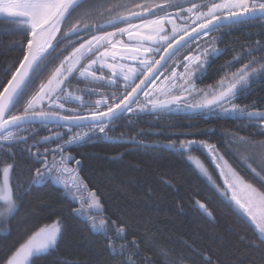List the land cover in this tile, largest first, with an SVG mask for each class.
<instances>
[{"label":"snow or ice","instance_id":"6c2138e0","mask_svg":"<svg viewBox=\"0 0 264 264\" xmlns=\"http://www.w3.org/2000/svg\"><path fill=\"white\" fill-rule=\"evenodd\" d=\"M183 3L191 4V7L185 9L182 3L175 0H164L159 4L145 0H0V17H3L0 30H11L23 35L22 41L13 42L12 45L15 47L18 44L20 47L18 66L14 64L8 69L11 76L6 84L0 85V152L13 158L12 163L5 162L0 168L3 174L0 201H3L8 211L18 210L19 202L32 187L43 186L49 182L61 185L64 195H70L72 201L80 205L72 210L73 213L85 220L90 231L103 233L108 240L109 249L115 252L116 241H123L119 244L120 254L123 255L126 251L130 253L123 264H152L150 259L139 257L140 244L146 241L127 239V221L110 220L104 216V206L95 191H92L88 198L79 195L87 190V184L80 176L82 162L66 154V149L85 139H91L97 133L110 131L112 121L125 114L160 111L179 107L181 104L187 109L219 110L232 118L247 120L246 127L254 128L257 135L264 136V107L257 106L255 101L251 105L243 106L235 102L240 95L252 88L257 79L264 80V63H261L264 56L248 60L235 72H225L215 85L208 86V90L197 88L195 83L197 79L203 78L213 60L223 54V50L216 46L217 40L221 38L212 37L210 33L225 24L231 27L254 20L264 22V0H209L207 3L183 0ZM169 9L176 11L169 12ZM161 13L163 15H160ZM176 20H181L186 26L177 29ZM133 21L141 23L134 24ZM119 24L126 27L119 28ZM168 24L172 25L170 34L166 33ZM106 28L115 30L104 31ZM124 35L128 37L127 43L115 40L116 37ZM86 36H90V39H84ZM202 37L207 39L203 40ZM82 39L84 42L80 43ZM62 43L63 47L58 49ZM77 43L79 46L73 47ZM118 43L122 44V50H117ZM173 44L176 45L175 48ZM69 47L72 51L63 56V59H59ZM186 47L189 54L182 60L175 59L180 50ZM102 48L103 52L100 51ZM253 52H264V40H257L255 47L234 56L224 67L231 68L245 56H252ZM156 55H160V59H144L146 56ZM106 58H111L114 63H101ZM117 58L134 66L126 67L121 64L117 70ZM58 59L59 64L51 68ZM84 61L88 63L85 64ZM173 64L176 67L182 66L184 71L177 72ZM105 67L111 70L112 75H97V72H102ZM46 72L50 74L42 79ZM162 78L166 82L165 86L157 87V81ZM121 79L124 81L123 93L119 92ZM137 79H140L138 84ZM73 81H87L94 86L73 91L70 90ZM100 85L115 87L117 92H99L97 88ZM128 88H131V91H128ZM175 91H180L181 95L173 94ZM30 92L32 94L29 96ZM75 92L82 94L77 95ZM85 95H98L101 99L93 102L85 100ZM161 95L165 99H159ZM194 97L202 98L187 103ZM21 101H25L23 110L14 114ZM68 104H76L77 107H66ZM25 125H42L50 134L37 140L35 137L40 129L34 127L29 135L22 136L21 132L28 131ZM48 125L53 127L48 128ZM83 128L87 131H73ZM29 140H33L31 145L28 144ZM128 142H136L135 136L129 137ZM49 143L54 147H44L43 151L40 150V146ZM229 143L260 149L261 160L264 161V141H253L250 137L233 133ZM19 144L26 146L24 151L28 152L33 158V163L39 166L35 167L34 171L29 169V176L25 181L28 187L17 185L13 194L9 179L10 173L16 168V154L12 148ZM197 144L206 148L213 160L223 161V156H218L215 146L205 141L181 140L179 150L182 153L190 152ZM169 146L175 147L176 142L170 141ZM33 148L35 151H32ZM249 159L256 163L252 157L245 158L247 167L264 183V176H261V172H258L252 163H248ZM195 163L207 174L199 159H196ZM224 163L227 164V161ZM217 167L223 175V168L219 164ZM261 171H264V168H261ZM233 175V180L230 182L225 179V184L232 190V199L239 208L256 222L261 234V243H264V216L258 219L253 211L257 205L264 206V192L244 183L235 173ZM68 177H73L75 183H69ZM238 191L244 193L243 197L237 195ZM196 203L208 217H212V212L206 204L200 201ZM63 235L64 227L60 219L41 227L25 243L20 244L6 260V264H33L35 259L55 251ZM249 247L257 245L253 243L249 244ZM88 251H91V248ZM160 255L164 257L161 264H175L170 261L169 252L163 247L160 249ZM134 256L139 258L133 259ZM205 260L206 264H212L210 257H205ZM87 264H93L91 259Z\"/></svg>","mask_w":264,"mask_h":264},{"label":"trees","instance_id":"16d2710c","mask_svg":"<svg viewBox=\"0 0 264 264\" xmlns=\"http://www.w3.org/2000/svg\"><path fill=\"white\" fill-rule=\"evenodd\" d=\"M254 22L249 21L242 28L233 25L221 34L216 46L223 50V54L213 60L202 79L195 81L197 88L215 85L225 72H235L248 60L264 56V52H253L252 56H245L231 68L224 67L234 56L255 47L257 40H264V22ZM22 40L23 35L19 32L0 30V85L6 84L10 78L8 69L14 64L18 66L20 47L12 45ZM67 53L65 51L59 59ZM187 53L186 49L175 59L182 60ZM59 59L50 67L58 65ZM49 74L46 72L42 79ZM99 87L105 89L103 93L109 94L106 85ZM76 89H79V83L73 81L70 90ZM25 101H21L14 114L23 110ZM254 101L257 106L264 107V80L257 79L252 88L235 102L243 106ZM67 106L77 107L76 104ZM247 124V120L207 109H165L125 114L112 121L110 131L73 144L66 149V154L82 162L80 176L84 178L87 190L79 195L88 198L95 191L104 206V216L128 222L129 241L133 238L146 241L140 244L139 257L150 259L152 264H161L164 257L160 255V249L163 247L175 264H206L205 257H210L212 264H264L261 234L230 198L221 169L217 167L220 160H213L208 150L199 144L194 145L190 152L179 150L181 140L205 141L214 145L218 156H223V161H227L244 181L264 192V183L245 163V158L255 159L256 163H252V159L248 163H252L264 176L261 150L229 143L233 133L250 137L253 141H264V136L257 135V130L246 127ZM24 127L28 131L21 132L22 136L29 135L34 127L40 129L35 137L37 140L50 134L42 125ZM52 127L48 125V128ZM132 136L136 138L134 143L128 142ZM170 141L176 142V146L170 147ZM32 143L33 140L28 141L29 145ZM25 147L19 144L12 148L16 154V168L9 179L13 194L17 185L28 187L25 181L29 169L34 171L39 166L24 151ZM44 147L52 148L54 145H42L40 150L43 151ZM196 159L203 164L207 174L196 166ZM5 162L12 163L13 158L0 152V168ZM67 179L69 183H75L73 177ZM197 201L207 205L212 217L198 207ZM79 206L70 195H64L61 185L51 182L32 187L19 202L18 210L8 211L0 202V264H5L33 232L58 219L64 227L59 246L49 255L35 259L33 264H87L89 259L93 264H123L130 254L128 251L120 254L119 244L123 241H116L115 252L109 249L104 234L90 231L85 220L73 213L72 210ZM253 243L257 247H249ZM139 257L134 256L133 259Z\"/></svg>","mask_w":264,"mask_h":264},{"label":"flooded vegetation","instance_id":"af4514ba","mask_svg":"<svg viewBox=\"0 0 264 264\" xmlns=\"http://www.w3.org/2000/svg\"><path fill=\"white\" fill-rule=\"evenodd\" d=\"M137 2H141V0H137ZM145 2H149V3H157V4H159V3H163L164 2V0H145ZM175 2H180V3H182V6H183V8H185V9H187L188 7H191V4H188V3H183V0H175ZM193 2L194 3H207V2H209V0H193ZM169 12H174V11H176V9H169L168 10ZM160 15H163V13H161ZM185 15L187 16L188 15V13H185ZM255 21V22H254ZM254 21H252V22H254V23H256V22H258L259 20H254ZM190 22V21H189ZM133 23L134 24H138V23H141L140 21H133ZM186 25L181 21V20H176V27H177V29H180V28H183V27H185ZM233 26V25H232ZM239 27V28H242L243 27V24H241V25H236V27ZM117 27H119V28H122V27H126V25H124V24H119V25H117ZM228 28H230V26L229 25H227V24H225V25H222L220 28H218V29H214L211 33H210V36H212V37H220L221 36V34H223ZM171 29H172V25L171 24H168V25H166V33L167 34H170L171 33ZM115 29H113V28H106V29H104V31H114ZM189 31H191V30H189ZM93 35H100V34H102V33H92ZM181 35H183V33L181 32L180 33ZM73 39H75V38H73ZM84 39H90V36H86V37H84ZM201 39H203V40H206L207 39V37H202ZM115 40L117 41V42H120V41H122V42H124V43H127V41H128V37H127V35H124V36H118V37H116L115 38ZM80 43H83L84 41H83V39L82 40H80L79 41ZM194 43V42H193ZM76 45H78V43L77 44H74L73 45V47H75ZM167 45H165V47H166ZM59 47L61 48V47H63V43L61 44V45H59ZM109 48H110V46H109ZM187 49V47L186 48H182L181 50H180V53L182 52V51H185ZM72 50V48L71 47H69L68 49H67V52L69 53L70 51ZM117 50H122V44H120V43H118V49ZM101 52H103L104 51V49H101L100 50ZM67 53V54H68ZM66 54V55H67ZM162 54V53H161ZM160 57V55H156L155 57H151V56H146V57H144V59L145 58H147V59H157V58H159ZM106 60L107 61H109V62H113V60L111 59V58H106ZM84 62H86V61H84ZM115 62H118V63H122V64H128V63H130V62H128V61H123V60H120L119 58H117L116 59V61ZM173 67H175V64L173 65ZM98 73H102L105 77H109L110 76V72H109V70L108 69H106V68H104V70L102 71V72H100V71H98ZM137 80H139V79H137ZM137 80H136V83H137ZM120 84V83H119ZM135 84H133L132 85V87L134 86ZM94 85L91 83V82H87V81H84L83 83H81V82H79V89H85V88H90V87H93ZM107 87H108V93H114V92H117V89L115 88V87H112V86H108V85H106ZM130 89L131 88H129V89H127L128 91H130ZM104 88H100V87H98L97 88V91H99V92H104ZM125 91V89H124V85L123 84H120V87H119V92L120 93H123ZM75 94H77V95H81L82 93L81 92H75ZM84 99L85 100H91V101H96V100H98V99H101V97L100 96H98V95H94V96H91V97H88V96H86L85 95V97H84ZM73 108H76V107H73Z\"/></svg>","mask_w":264,"mask_h":264},{"label":"rangeland","instance_id":"374dc122","mask_svg":"<svg viewBox=\"0 0 264 264\" xmlns=\"http://www.w3.org/2000/svg\"><path fill=\"white\" fill-rule=\"evenodd\" d=\"M1 21V20H0ZM6 26V25H5ZM79 46V44L78 45H76L75 47H78ZM103 49V48H102ZM72 51V50H71ZM70 51V52H71ZM189 54V52L185 55V56H187ZM68 55V54H67ZM145 59H147V58H145ZM150 60V59H149ZM85 64H87L88 63V61H86V62H84ZM101 63H104L105 65H107V64H112V63H114V62H109V61H107L106 59L104 60V61H101ZM122 63H118V62H115V66H116V68H117V70L119 69V66L121 65ZM126 67H128V66H134V65H132L131 63H128V64H124ZM176 67V66H175ZM106 69H107V67H105ZM109 70V69H108ZM176 71L177 72H183L184 71V69H183V67L181 66V67H176ZM109 72L111 73L110 74V76L112 75V72H111V70H109ZM97 75H103L102 73H98L97 72ZM104 76V75H103ZM119 83L120 84H123L124 85V81L121 79L120 81H119ZM165 84H166V82H164L163 81V78L161 79V81H157V87H163V86H165ZM169 87H171L170 85H168ZM204 89H206V90H208V88H204ZM173 94H175V95H181V92L180 91H175ZM186 95V94H185ZM162 98H165L164 96H159V99H162ZM202 97H194L192 100H188L187 101V103H192V102H194V100L195 99H201ZM141 102H143V94L141 93ZM66 107H68L67 105H66ZM70 108H73V107H70ZM167 110H169V111H180V110H189V109H187V108H185L184 106H183V104H181V106H179V107H172L171 109H167ZM74 131H87V129L86 128H83V129H75ZM220 166H221V168H223V179L225 180V179H227V180H229L230 182L233 180V178H234V173H235V175L236 176H238V177H240L234 170H233V168L230 166V164L227 162V164H225L224 163V161H221L220 160ZM241 178V177H240ZM241 180L244 182V183H246V184H250V183H248V182H246V181H244V179L243 178H241ZM225 182V181H224ZM254 187V186H253ZM227 188H228V186H227ZM255 188V187H254ZM229 190V192H230V198L232 199V190H230V189H228ZM237 195L238 196H240V197H243V195H244V193L243 192H240V191H238L237 192ZM232 201L235 203V201L232 199ZM236 204V203H235ZM236 206L237 207H239L237 204H236ZM242 211H243V209H241ZM253 211L257 214V217H258V219L261 217V216H264V206H260V205H257L256 207H254L253 208ZM244 212V211H243ZM245 213V212H244ZM246 214V213H245ZM248 216V215H247ZM250 218V217H249ZM251 219V218H250ZM251 221H252V219H251ZM254 224H255V226H256V222H254V221H252ZM53 223V222H52ZM52 223H50V224H46V225H51ZM45 226V225H44ZM44 226H42V227H44ZM40 229V228H39ZM38 229V230H39ZM38 230H36L35 232H33V233H36V232H38ZM258 230V229H257ZM33 233L29 236V237H31L32 235H33ZM28 237V238H29ZM28 238H27V240H28ZM37 240H39V237H37L36 238ZM26 240V241H27ZM25 241V242H26ZM25 242H23V243H25ZM22 243V244H23ZM19 248V247H18ZM17 248V249H18ZM16 249V250H17ZM15 250V251H16ZM13 255V254H12ZM11 255V256H12ZM10 256V257H11ZM9 257V258H10ZM6 264V263H5Z\"/></svg>","mask_w":264,"mask_h":264},{"label":"water","instance_id":"95a60500","mask_svg":"<svg viewBox=\"0 0 264 264\" xmlns=\"http://www.w3.org/2000/svg\"><path fill=\"white\" fill-rule=\"evenodd\" d=\"M0 19H3V17H0ZM190 34H191V31H190ZM185 39H187V37H185ZM173 47L175 48L176 47V45L175 44H173ZM163 55H167V53H162ZM157 59H160V57L159 58H157ZM138 83H140V79L139 80H137V84ZM135 86V85H134ZM133 86V87H134ZM2 91V90H1ZM130 91H131V89H130ZM162 99H165V98H162ZM1 181H2V188H3V174H1ZM10 185V184H9ZM0 202H3V201H0Z\"/></svg>","mask_w":264,"mask_h":264}]
</instances>
